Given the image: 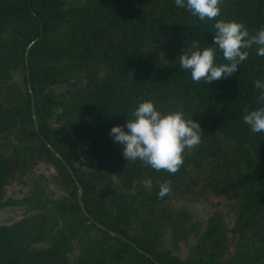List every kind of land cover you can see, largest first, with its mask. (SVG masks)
<instances>
[{"label": "trees", "instance_id": "16d2710c", "mask_svg": "<svg viewBox=\"0 0 264 264\" xmlns=\"http://www.w3.org/2000/svg\"><path fill=\"white\" fill-rule=\"evenodd\" d=\"M68 1L0 0V138H14L9 158L0 156V207L31 200L34 206L27 211H42L0 226V264H71L66 254L78 244L73 264H264V133L252 132L243 121L244 113L257 107L255 80H264V57L256 55L257 47L246 49L249 56L234 75L194 83L190 72L180 69L178 57L188 41L214 46L215 21H200L177 8L174 0ZM220 8L216 20L243 22L250 34L264 27V0H223ZM30 44L27 63L38 132L26 84L25 51ZM215 62L227 63L219 50ZM97 73L129 82L114 87L90 82L58 94L52 89L78 74ZM143 100H151L162 113L179 104L224 115L234 158L227 149L217 152L223 155L227 183L235 174L243 193L233 253L228 252L220 221L212 217L196 244L187 245L188 255L176 257L153 234L165 223L177 246L179 233L187 230L176 225L174 211L162 205L159 192L144 195L141 189L128 201L110 179L96 181L82 171L76 154L78 131L127 121ZM41 137L73 171L89 217L78 205L73 178ZM38 158L54 168L66 195L46 199L49 207L35 202H41L40 189L19 202L3 200L7 177L14 169L28 176Z\"/></svg>", "mask_w": 264, "mask_h": 264}, {"label": "rangeland", "instance_id": "374dc122", "mask_svg": "<svg viewBox=\"0 0 264 264\" xmlns=\"http://www.w3.org/2000/svg\"><path fill=\"white\" fill-rule=\"evenodd\" d=\"M68 1V0H67ZM68 2L72 3L71 0ZM69 3V4H70ZM19 74L13 75L12 79L17 82ZM90 82L104 86H119L128 83L127 81H116L111 75L97 73L94 75L78 74L68 79L66 83L54 85V93H65L74 90L75 86L86 85ZM182 111L185 118L197 121L204 135L201 137L200 145L194 150H186L184 163L175 174L165 171H155L145 166L140 161L127 163L123 158V146L114 142L109 135L113 126H125L126 121L112 126H95L84 128L77 133V150L81 169L87 176L96 181L110 179L125 196L140 195L141 189L146 190L144 195L150 191L159 192L160 186L167 182L170 185V193L163 198L162 205L167 210L174 211L173 220L180 228L187 231L179 233V243L173 246L171 242L173 235L165 223L158 226L153 236L157 238L161 247L171 252L178 258L188 255L187 245L193 246L206 229L207 221L216 217L225 233L228 244V252H234V239L237 238L235 224L237 221V206L243 193L236 183V175L233 174V182L227 183V175L223 171L224 162L217 150L227 149V155L231 160L234 156L232 143L227 139L226 120L224 115L216 114L209 110H194L171 104L170 108L163 113ZM56 128V125H52ZM14 138L2 136L0 143L4 145L0 149V156L8 159L11 150L8 148ZM228 143V144H227ZM38 148V144L35 145ZM217 152V153H216ZM218 154V156H216ZM220 173V174H219ZM57 173L54 168L41 159H36L28 176H23L15 169L7 177L3 186V200L21 201L25 197H31L40 189L39 201L36 203L50 206L46 199L58 200L66 195ZM34 203L29 201L25 204H14L0 207V226H10L32 214H40L42 211H27ZM196 225V230H191ZM79 244L73 253L66 256L74 263V258L79 253Z\"/></svg>", "mask_w": 264, "mask_h": 264}, {"label": "clouds", "instance_id": "9594fccd", "mask_svg": "<svg viewBox=\"0 0 264 264\" xmlns=\"http://www.w3.org/2000/svg\"><path fill=\"white\" fill-rule=\"evenodd\" d=\"M223 0H174L177 8L186 9L200 21H215L214 46H201L198 40L187 43L178 57L180 69L191 74L194 83L211 82L234 75L238 66L247 60L254 45L256 55L264 57V27L250 34L243 22L216 20L221 14ZM222 53L227 63L217 64L216 53ZM258 90L255 110L246 111L244 123L254 133H264V80L254 82ZM125 126H113L109 135L114 142L123 146L122 155L127 163L142 162L155 171L175 174L184 163V153L197 148L203 134L201 126L191 118H185L182 111L162 113L151 100H143L127 117ZM170 185L160 186L158 198L170 193Z\"/></svg>", "mask_w": 264, "mask_h": 264}, {"label": "water", "instance_id": "95a60500", "mask_svg": "<svg viewBox=\"0 0 264 264\" xmlns=\"http://www.w3.org/2000/svg\"><path fill=\"white\" fill-rule=\"evenodd\" d=\"M32 44H30L27 48H26V51H25V68H26V84H27V89H28V92H29V95H30V99H31V108H32V117H33V124H34V127H35V130L36 132H38V123H37V118H36V114H35V108H34V96H33V92H32V89H31V84H30V77H29V73H28V51H29V48L31 47ZM41 140L42 142L45 144V146L47 147V149L59 160L61 161V163L63 164V166L65 167V169L67 170V172L69 173V175L73 178L76 186H77V190H78V205L81 209V212L82 214L85 216V217H89L88 216V213L87 211L85 210L84 206H83V202L81 200V196H82V192H81V187L79 186V183L78 181L75 179L74 177V173L73 171L71 170V168L69 167V165L67 164V162H65L62 158V156L49 144L45 141L44 138L41 137ZM123 199H126L128 201L131 200L130 197L128 196H125V195H122ZM97 227L103 231H106V229L101 226V225H97ZM111 236L113 237H116L120 240H122L123 242L127 243L128 245H130L131 247L135 248L134 244L129 242L128 240H126L125 238H123L122 236L118 235L117 233L115 232H111L109 231L108 232ZM136 250H138L141 254H143L145 257L151 259L150 255L142 250H139L137 248H135ZM155 264H159L157 262H155Z\"/></svg>", "mask_w": 264, "mask_h": 264}]
</instances>
